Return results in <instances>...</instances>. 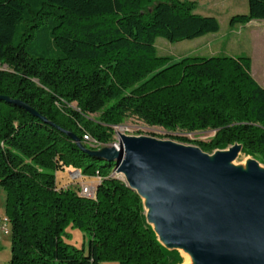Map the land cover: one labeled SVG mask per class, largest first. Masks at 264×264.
<instances>
[{"label": "trees", "instance_id": "1", "mask_svg": "<svg viewBox=\"0 0 264 264\" xmlns=\"http://www.w3.org/2000/svg\"><path fill=\"white\" fill-rule=\"evenodd\" d=\"M196 8L190 0H0V95L48 120L0 100L9 264L182 262L178 250L160 243L142 198L114 174V162L82 151L60 129L88 150L99 148L84 136L106 144L112 126L130 116L169 131L212 130L196 146L212 152L239 144L264 165V87L252 76L250 57L168 63L157 54L158 37L173 43L219 31L217 18ZM251 20H264V0H248L247 13L229 24ZM45 37L55 55L37 53ZM68 169L97 180L92 196L58 186L57 173ZM68 227L84 233L85 248L64 241Z\"/></svg>", "mask_w": 264, "mask_h": 264}, {"label": "water", "instance_id": "2", "mask_svg": "<svg viewBox=\"0 0 264 264\" xmlns=\"http://www.w3.org/2000/svg\"><path fill=\"white\" fill-rule=\"evenodd\" d=\"M0 100L48 122L21 100ZM60 130L82 151L114 162L165 248L184 251L192 264H264V168L254 159L245 170L234 166L241 145L210 156L199 147L119 134L116 146L88 150Z\"/></svg>", "mask_w": 264, "mask_h": 264}, {"label": "rangeland", "instance_id": "3", "mask_svg": "<svg viewBox=\"0 0 264 264\" xmlns=\"http://www.w3.org/2000/svg\"><path fill=\"white\" fill-rule=\"evenodd\" d=\"M197 5L196 13L201 15H209L217 18L219 22V31L210 33L200 38L193 40H183L179 42H169L164 38L158 37L155 40L157 54L169 58L168 63H172L180 58L187 56H212V55H228L232 57L248 56L251 60V73L255 80L264 87V20H251L245 25L235 24L231 26L229 19L236 14L247 13L248 0H190ZM44 37V36H43ZM37 53L45 56L55 55L56 52L52 47L47 46V38L38 40L35 44ZM5 66H0V69H5ZM74 106V105H73ZM96 115H91L90 118L95 119ZM215 131L206 130L201 132H184L180 130L169 131L161 127L148 126L142 121L127 117L119 124L112 126V134L108 143L103 144L97 142L98 148L103 146L117 145L119 142V134L126 136L139 137L146 136L159 140L173 141L189 146H196L197 141H207ZM174 136L186 137L188 142H178L173 139ZM90 139V138H89ZM92 139V138H91ZM90 139V140H91ZM92 142V140H91ZM93 143V142H92ZM95 146V145H93ZM218 150V149H216ZM205 152V151H204ZM212 152H206L210 156ZM251 159L256 160L259 165L264 168V165L256 158L245 155L242 152L238 154L233 161V165L243 170L247 167V162ZM76 170L68 169L65 172L57 173L58 186H71L81 192L83 185H95V178H82L77 175ZM115 174V173H114ZM118 178H123L121 175L115 174ZM5 198L6 192L0 187V219L5 214ZM143 201V200H142ZM144 207V206H143ZM147 210L144 209L146 217ZM10 224H7V232L2 228L0 221V264H9L10 259ZM64 241L75 248L86 247L84 233L70 227L64 231ZM182 262L180 264H192L191 257H187L186 253L178 250ZM187 257V258H186ZM102 264H118L117 262H103Z\"/></svg>", "mask_w": 264, "mask_h": 264}, {"label": "built area", "instance_id": "4", "mask_svg": "<svg viewBox=\"0 0 264 264\" xmlns=\"http://www.w3.org/2000/svg\"><path fill=\"white\" fill-rule=\"evenodd\" d=\"M88 144H91V141L88 139ZM93 147H97V146H93ZM77 175L80 176L79 172H75ZM81 194L85 195V196H92L93 195V192H94V188L92 187V185L88 184V185H83L81 187ZM1 223H2V228L5 232H7V224L9 223L8 222V218L7 216H4L2 218V220L0 219ZM10 231V229H9Z\"/></svg>", "mask_w": 264, "mask_h": 264}, {"label": "bare ground", "instance_id": "5", "mask_svg": "<svg viewBox=\"0 0 264 264\" xmlns=\"http://www.w3.org/2000/svg\"><path fill=\"white\" fill-rule=\"evenodd\" d=\"M88 139H89V137L86 135V136H84L83 137V142H86V143H88ZM90 140V139H89ZM91 141V140H90ZM92 143V142H91ZM92 145H95V146H97L95 143H92ZM116 146V145H115ZM98 147V146H97ZM186 256L189 258L190 256L186 253ZM186 257V258H187ZM190 259V258H189Z\"/></svg>", "mask_w": 264, "mask_h": 264}, {"label": "crops", "instance_id": "6", "mask_svg": "<svg viewBox=\"0 0 264 264\" xmlns=\"http://www.w3.org/2000/svg\"><path fill=\"white\" fill-rule=\"evenodd\" d=\"M100 264H102V263H100Z\"/></svg>", "mask_w": 264, "mask_h": 264}]
</instances>
